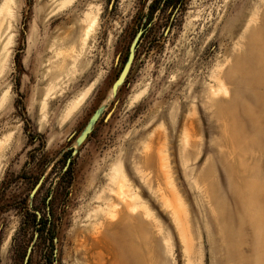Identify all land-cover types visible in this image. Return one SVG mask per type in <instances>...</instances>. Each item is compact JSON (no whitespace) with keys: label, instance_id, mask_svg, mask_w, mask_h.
Segmentation results:
<instances>
[{"label":"rangeland","instance_id":"rangeland-1","mask_svg":"<svg viewBox=\"0 0 264 264\" xmlns=\"http://www.w3.org/2000/svg\"><path fill=\"white\" fill-rule=\"evenodd\" d=\"M122 202L116 264H264V0H0V264H106Z\"/></svg>","mask_w":264,"mask_h":264},{"label":"bare ground","instance_id":"bare-ground-1","mask_svg":"<svg viewBox=\"0 0 264 264\" xmlns=\"http://www.w3.org/2000/svg\"><path fill=\"white\" fill-rule=\"evenodd\" d=\"M88 33H89V28L86 29L84 32L85 37L88 35ZM31 195L32 193H30V196ZM117 205H119V203ZM131 209L132 206H130V204H127V202L126 203L122 202L120 203L119 208L115 212L114 218L111 219L106 218L103 219L102 221L103 222L102 227L104 230L101 239L106 243L107 251H108V257H107L108 263L106 262V264H116L117 257L118 258L121 257L122 260L124 259L127 260L129 254L135 256L138 254L139 250L145 248L144 240L142 239L140 233H142V230L144 231L147 224L144 222L142 223L139 219L140 218L139 214L135 213ZM182 230H183V226H182ZM112 242H114L116 245V250H115L116 253L112 252L113 249L111 248ZM112 257L114 258L112 259Z\"/></svg>","mask_w":264,"mask_h":264},{"label":"water","instance_id":"water-1","mask_svg":"<svg viewBox=\"0 0 264 264\" xmlns=\"http://www.w3.org/2000/svg\"><path fill=\"white\" fill-rule=\"evenodd\" d=\"M137 39L138 37L136 36L134 40L132 41V43L130 44L126 60L122 64L119 72L117 73L116 77L111 83L110 89L112 92L111 96L113 97L117 93L119 87L122 85V83L124 82L125 78L128 75V72L130 70V66H131V63L134 57ZM100 112H101V109H97L90 115L88 122L86 123V125L83 127V129L80 131V133L77 135L75 139L76 145H80L81 143H83L84 140L87 138V136L91 133L94 124L96 123V121L98 120L100 116ZM75 151H76V148H72V151H71L72 154H74ZM40 181L41 180L38 181V183L35 185V187L31 190L30 193L32 194L34 193V191L38 188Z\"/></svg>","mask_w":264,"mask_h":264}]
</instances>
